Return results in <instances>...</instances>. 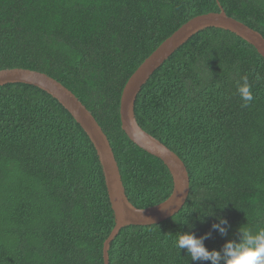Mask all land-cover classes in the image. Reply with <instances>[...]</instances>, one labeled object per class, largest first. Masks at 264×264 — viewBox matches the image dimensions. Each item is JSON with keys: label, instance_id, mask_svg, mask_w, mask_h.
<instances>
[{"label": "trees", "instance_id": "16d2710c", "mask_svg": "<svg viewBox=\"0 0 264 264\" xmlns=\"http://www.w3.org/2000/svg\"><path fill=\"white\" fill-rule=\"evenodd\" d=\"M221 10L264 37V0H0V71L39 72L71 91L107 136L128 200L148 209L174 183L123 131V91L180 28ZM245 75L248 107L237 92ZM135 114L185 164L190 195L171 219L122 229L110 264H212L178 249V233L222 250L241 225L264 227V59L253 46L220 29L198 33L143 87ZM222 218L225 233L213 228ZM115 226L81 126L36 87H0V264H105Z\"/></svg>", "mask_w": 264, "mask_h": 264}, {"label": "water", "instance_id": "95a60500", "mask_svg": "<svg viewBox=\"0 0 264 264\" xmlns=\"http://www.w3.org/2000/svg\"><path fill=\"white\" fill-rule=\"evenodd\" d=\"M210 28L235 34L253 46L264 59V37L248 26L230 18L224 10H221L220 13L199 16L180 28L140 66L123 91L120 108L123 131L132 143L164 163L174 183L170 198L164 203L148 209H138L128 200L120 169L107 136L92 114L71 91L55 79L39 72L24 69L0 71V87L24 84L47 93L68 111L92 142L103 169L116 222L112 234L104 244L105 264H110L111 244L122 229L130 226L158 225L177 215L186 205L190 195V177L185 164L173 151L139 126L135 105L140 92L154 73L191 38Z\"/></svg>", "mask_w": 264, "mask_h": 264}, {"label": "clouds", "instance_id": "9594fccd", "mask_svg": "<svg viewBox=\"0 0 264 264\" xmlns=\"http://www.w3.org/2000/svg\"><path fill=\"white\" fill-rule=\"evenodd\" d=\"M237 92L243 101L242 107L250 106L254 95L247 75L241 77V81L237 83ZM226 223L222 218L221 223L214 224L213 228L225 233L226 229L221 224ZM239 231L240 238L227 241L222 250H209L204 244L206 237H197L192 231L178 233L175 245L180 250L186 249L192 261L211 260L212 264H221V261L223 264H264V227L250 228L241 225Z\"/></svg>", "mask_w": 264, "mask_h": 264}]
</instances>
